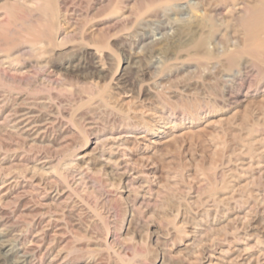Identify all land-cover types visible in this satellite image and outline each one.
<instances>
[{"label":"rangeland","instance_id":"1","mask_svg":"<svg viewBox=\"0 0 264 264\" xmlns=\"http://www.w3.org/2000/svg\"><path fill=\"white\" fill-rule=\"evenodd\" d=\"M263 5L0 0V264H264Z\"/></svg>","mask_w":264,"mask_h":264},{"label":"bare ground","instance_id":"2","mask_svg":"<svg viewBox=\"0 0 264 264\" xmlns=\"http://www.w3.org/2000/svg\"><path fill=\"white\" fill-rule=\"evenodd\" d=\"M263 4V3H262ZM260 9L262 10V11H264V5L263 6H261L260 7ZM258 14L259 13H257V9H253L252 8V10L250 11V17L245 21V25L246 26H249L250 24H252V22H256V18H257V16H258ZM264 22V21H263ZM263 26V27H262ZM260 27V26H259ZM261 27H262V29L260 30V32L262 33V35H264V23H261ZM26 120H27V117H26ZM27 122H29V121H27ZM26 122V123H27ZM25 123V124H26ZM41 125H43V124H41ZM30 130V129H29ZM35 131V130H34ZM42 139V138H41ZM6 231V230H5ZM15 235V234H14ZM1 242V241H0ZM2 243V242H1ZM0 243V250H4L5 248H6V246H5V244L3 245V244H1ZM31 245V244H30ZM12 246V245H11ZM8 255H14L15 256V252H13V251H11V250H8V254H4V256H8ZM27 256L24 254V253H22V254H19V256L18 255H16V257H15V260L13 261V263H11V264H24L25 262H26V260H27V258H26ZM30 257V256H29ZM1 262V261H0ZM4 263V262H3Z\"/></svg>","mask_w":264,"mask_h":264}]
</instances>
